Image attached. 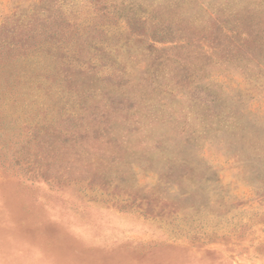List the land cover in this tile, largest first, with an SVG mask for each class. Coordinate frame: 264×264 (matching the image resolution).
Wrapping results in <instances>:
<instances>
[{
	"label": "rangeland",
	"instance_id": "374dc122",
	"mask_svg": "<svg viewBox=\"0 0 264 264\" xmlns=\"http://www.w3.org/2000/svg\"><path fill=\"white\" fill-rule=\"evenodd\" d=\"M2 42L39 57L1 105L0 264H264V0H0Z\"/></svg>",
	"mask_w": 264,
	"mask_h": 264
},
{
	"label": "trees",
	"instance_id": "16d2710c",
	"mask_svg": "<svg viewBox=\"0 0 264 264\" xmlns=\"http://www.w3.org/2000/svg\"><path fill=\"white\" fill-rule=\"evenodd\" d=\"M61 30L58 31V33ZM79 32L75 33V36L78 35ZM29 36V35H28ZM27 36V37H28ZM74 36V35H73ZM72 36V42H77V38ZM81 47V45H80ZM16 49V47L14 46ZM37 46H31L29 49H23L24 53L14 52L12 48L6 46L4 42L0 44V112H2L3 108L1 105L4 101H9L16 92L19 94L21 92L20 86L15 85V73H12V69L17 67L15 65H23L24 63H30V65L34 66L37 59L39 57V53L37 52ZM39 51V50H38ZM81 61V60H80ZM62 62V61H61ZM78 63V67H86V63L76 62ZM23 87V86H22ZM231 124H235V120L231 122ZM3 127V126H2ZM0 126V135H2Z\"/></svg>",
	"mask_w": 264,
	"mask_h": 264
}]
</instances>
